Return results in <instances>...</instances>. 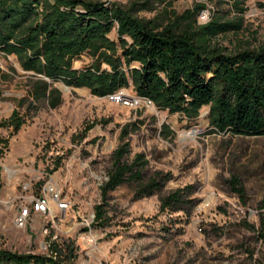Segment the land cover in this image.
I'll return each mask as SVG.
<instances>
[{"label": "rangeland", "instance_id": "374dc122", "mask_svg": "<svg viewBox=\"0 0 264 264\" xmlns=\"http://www.w3.org/2000/svg\"><path fill=\"white\" fill-rule=\"evenodd\" d=\"M130 6L136 0H100ZM246 8L239 33L221 35L220 46L234 53L264 43V0H243ZM206 5L209 17H234L225 0H178V13ZM162 12H139L153 19ZM117 40L116 32L110 35ZM91 62L82 56L81 69ZM0 121L9 118L18 101L28 96L32 74L15 56L0 53ZM62 104L42 109L14 134L0 127V248L20 253L46 254L51 241L74 242L76 264H264V243L256 232L264 216V136L211 133L207 115L195 121L158 110L140 99L132 88L112 98H99L86 89L55 85ZM138 99L139 104H128ZM24 113V110L22 111ZM143 121L129 137L130 159L143 154L146 176L156 173L170 180L157 194L136 199L135 186L123 185L111 193L106 211L110 224L95 227V207L108 181L112 154L121 128ZM95 124L86 138L85 130ZM167 126L172 135L161 133ZM59 168L54 171L55 164ZM55 186L70 204L52 213L32 210L31 201ZM183 209H160L161 198L187 189ZM29 207L27 225L19 228V212Z\"/></svg>", "mask_w": 264, "mask_h": 264}, {"label": "trees", "instance_id": "16d2710c", "mask_svg": "<svg viewBox=\"0 0 264 264\" xmlns=\"http://www.w3.org/2000/svg\"><path fill=\"white\" fill-rule=\"evenodd\" d=\"M177 1L136 0L122 6L100 0H0V53L15 56L22 70L32 74L28 96L18 101L0 127L16 134L43 106L58 108L62 95L55 85L61 83L99 98L132 88L158 110L188 121L209 108L211 133L264 136V43L228 53L216 42L221 35L242 30L247 11L243 0H225L234 17H212L207 24L198 22L206 5L197 3L178 13ZM157 7L162 12L153 19L138 16ZM113 31L117 40L110 37ZM82 56L91 62L77 69L75 62ZM143 123L121 128L108 181L101 187L102 201L95 207V227L110 224L106 207L119 187L133 185L136 199H143L157 194L170 180L161 173L147 177L143 154L130 159L129 137ZM95 126H89L83 138ZM161 133L165 139L172 135L167 126ZM188 189L161 198V211L177 212L191 203L185 200ZM249 229L264 243L263 214L261 229ZM47 249L46 254H37L0 248V264H76L74 242L49 240Z\"/></svg>", "mask_w": 264, "mask_h": 264}, {"label": "built area", "instance_id": "2783aa9c", "mask_svg": "<svg viewBox=\"0 0 264 264\" xmlns=\"http://www.w3.org/2000/svg\"><path fill=\"white\" fill-rule=\"evenodd\" d=\"M210 20L211 18L206 10L200 12L198 17L199 24H207ZM53 202L56 203L59 210L64 211L70 208V204L62 197L59 190L52 184L48 183L44 189V193L31 201L32 210L38 213L50 214L52 213ZM32 210L29 207H25L19 212L16 219V224L19 228H24L27 225Z\"/></svg>", "mask_w": 264, "mask_h": 264}, {"label": "bare ground", "instance_id": "6f19581e", "mask_svg": "<svg viewBox=\"0 0 264 264\" xmlns=\"http://www.w3.org/2000/svg\"><path fill=\"white\" fill-rule=\"evenodd\" d=\"M129 100V103L128 104H139L141 101L140 100H138V99H136V100H134V99H128ZM152 105V104H151Z\"/></svg>", "mask_w": 264, "mask_h": 264}, {"label": "water", "instance_id": "95a60500", "mask_svg": "<svg viewBox=\"0 0 264 264\" xmlns=\"http://www.w3.org/2000/svg\"><path fill=\"white\" fill-rule=\"evenodd\" d=\"M68 88V87H67ZM111 98V100H114V99H112V97H110ZM149 103H151L150 101H148ZM152 104V103H151Z\"/></svg>", "mask_w": 264, "mask_h": 264}]
</instances>
